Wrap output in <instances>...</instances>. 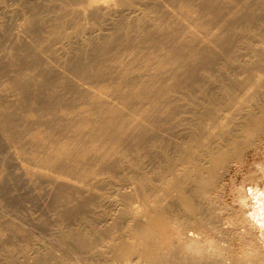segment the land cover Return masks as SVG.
<instances>
[{"label":"bare ground","instance_id":"1","mask_svg":"<svg viewBox=\"0 0 264 264\" xmlns=\"http://www.w3.org/2000/svg\"><path fill=\"white\" fill-rule=\"evenodd\" d=\"M41 4L0 54V133L57 232L2 263L264 264V0ZM221 77L222 110L169 156L171 104Z\"/></svg>","mask_w":264,"mask_h":264},{"label":"rangeland","instance_id":"2","mask_svg":"<svg viewBox=\"0 0 264 264\" xmlns=\"http://www.w3.org/2000/svg\"><path fill=\"white\" fill-rule=\"evenodd\" d=\"M56 1L60 4L62 2V0ZM75 1L77 0H74V2ZM42 2L43 0H0L1 7L11 9L10 12L0 15V54L13 49L14 41L10 39L17 31L14 21L21 22L24 18L30 17L31 12L29 10L31 6L42 5ZM78 7L82 8V6ZM32 39L33 33L29 31L23 36L22 40L25 43H29ZM260 51H264V48L258 49L257 53ZM258 60L259 57H257V62ZM258 63L261 64V62ZM228 71L231 70L228 69ZM7 77L9 76H2L1 80ZM214 82L220 85V87H210L213 93L212 97H206L204 94L197 95L200 90V86L197 84L192 90L195 94H193V96L197 95V98L194 99L193 102L190 95H184L187 93L186 90H181L179 94L182 100H180L177 105L171 104V114L175 116L182 114L183 122H178L173 125L172 121L167 125L171 131V134L167 138L170 144L166 148V152L169 156L175 154V152L178 153L179 147H181V144L184 142L196 140L197 135L191 134L190 136L188 134L191 129L197 125H204L206 119L209 120L211 116H216V113L222 110V77L215 78ZM188 104H193V107H188ZM217 130L222 131L221 128H217ZM191 133H195L194 129ZM7 147L8 139L0 133V220L3 225V227L0 226V234L5 237L3 241H0V247H13L18 259L22 260L23 253L21 250L25 245L36 241H49L50 237L56 234L57 226L49 215L51 200L43 199V195L40 191L37 193L28 187L16 167L14 157L9 154L8 150L6 151ZM147 168L152 177L158 174L157 162L154 161V163L147 165ZM240 180L239 178L238 181ZM246 188L250 194V187L247 186ZM234 195L236 201L239 202V194L236 190H234ZM215 199L220 201V203L216 204V207H221L222 196L215 197ZM227 199L230 200V197L228 196ZM244 211L245 213L249 212L247 209ZM10 224L12 227H9ZM209 225L211 227V224ZM8 233L16 234L22 239H7L6 236ZM208 233H213V231L209 230ZM219 234L221 235V233ZM211 236L215 237L216 234H211ZM259 236L262 238L261 234H259ZM44 244L47 245L46 243ZM53 251V255L56 254L58 257V254L62 253V250H60L57 245ZM2 262H4V260L0 259V264H3ZM49 264H55L51 256L49 258Z\"/></svg>","mask_w":264,"mask_h":264}]
</instances>
